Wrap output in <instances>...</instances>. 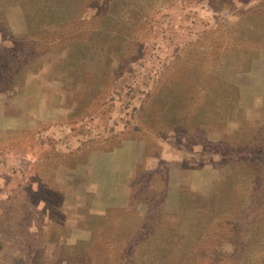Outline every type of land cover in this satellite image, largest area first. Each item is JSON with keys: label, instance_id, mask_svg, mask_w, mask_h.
Wrapping results in <instances>:
<instances>
[{"label": "rangeland", "instance_id": "1", "mask_svg": "<svg viewBox=\"0 0 264 264\" xmlns=\"http://www.w3.org/2000/svg\"><path fill=\"white\" fill-rule=\"evenodd\" d=\"M156 1L16 0L0 11L10 29L0 32V239L16 238L17 255L41 243L50 264L61 245L88 240L91 224L129 222L134 243L153 232L136 264L162 263L158 209L175 226L195 210L197 220L213 219V188L225 173L213 151L228 133H189L167 72L247 16L257 49L235 83L246 121H262L264 0ZM262 210L259 186L239 226L260 221ZM105 211L110 220L93 218ZM9 253L0 248V257Z\"/></svg>", "mask_w": 264, "mask_h": 264}, {"label": "trees", "instance_id": "2", "mask_svg": "<svg viewBox=\"0 0 264 264\" xmlns=\"http://www.w3.org/2000/svg\"><path fill=\"white\" fill-rule=\"evenodd\" d=\"M15 2L16 0H0V11L17 5ZM79 12H72L71 17L77 16L79 20H73V24L80 22ZM243 19L241 18L226 40L223 28L220 27L216 30L217 40L205 44V47L200 46L201 53L193 55L189 51L195 58L194 62L185 59L174 64L167 72L171 89L178 93L189 133L223 129L228 134L221 141L223 149L213 151L222 160L218 162L219 169H225L212 192L210 213L214 215L213 219L197 220L195 210L186 217L187 224L175 226L168 223L165 212L158 209L157 218H161L162 223L166 225L157 228L164 234V240L157 248H160L166 257L164 262L154 261L155 264H264V210L260 221L252 220L243 226H239L237 222V217L251 199L252 192L259 186H264L259 180L262 172L264 176V160L256 158L262 156L264 159V119L255 120L256 126L246 121L245 112L239 107V91L235 83L237 74L248 72L250 62L254 59L253 51L257 49L251 35L254 28L243 23ZM249 24L253 25L251 22ZM59 26L61 30L64 29L63 23ZM246 26L251 29H242ZM9 30L1 15L0 32ZM225 42L229 45H224ZM0 73L3 74L1 70ZM12 85V80L1 84L6 88ZM4 90L1 89L0 93ZM258 204L261 206L263 203L258 201ZM112 213L105 211L103 214L94 215L93 218L110 220ZM2 223L0 218V224ZM92 226L94 225L91 224L87 228L90 233L88 240L61 245L58 249L59 258L50 264H136L139 251L147 245L152 247L149 243L153 234L150 228L144 231L148 233V243L139 244L134 243L132 238H126L128 229L135 227V223L123 222V225L118 227ZM211 232L214 233L209 236ZM16 242L14 237L8 240L0 239V248L8 246L10 252L8 257H0L1 264H48L43 259V244L35 243L32 256L21 257L17 255ZM222 244L231 246L232 253L219 251Z\"/></svg>", "mask_w": 264, "mask_h": 264}]
</instances>
